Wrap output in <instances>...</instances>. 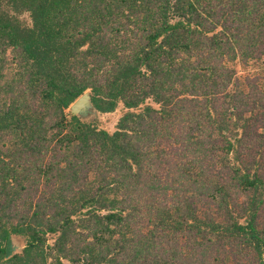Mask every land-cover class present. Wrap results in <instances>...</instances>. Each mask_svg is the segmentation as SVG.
Returning <instances> with one entry per match:
<instances>
[{
	"label": "trees",
	"instance_id": "obj_1",
	"mask_svg": "<svg viewBox=\"0 0 264 264\" xmlns=\"http://www.w3.org/2000/svg\"><path fill=\"white\" fill-rule=\"evenodd\" d=\"M237 62L264 69V0H0V264H264ZM85 90L114 130L66 110Z\"/></svg>",
	"mask_w": 264,
	"mask_h": 264
},
{
	"label": "rangeland",
	"instance_id": "obj_2",
	"mask_svg": "<svg viewBox=\"0 0 264 264\" xmlns=\"http://www.w3.org/2000/svg\"><path fill=\"white\" fill-rule=\"evenodd\" d=\"M23 17L26 18L27 21L30 20L26 13L23 14ZM234 66L237 69L236 74L239 76H242L244 74L252 75L254 73H258L259 75L264 74V69H260V67L255 64L242 66L239 62H237ZM145 103H151L156 106L151 98H147L145 100ZM66 110L69 111V108H67ZM123 110L124 107L122 106V102H119L117 107L113 111L101 112L99 110H90L88 112H85V114L80 117H82V119L84 120L95 123L98 127L112 131L115 129L117 119L122 114ZM48 237V240L51 242L53 239V235L49 234ZM12 243L15 245L14 252L20 251L24 245L23 236L12 233Z\"/></svg>",
	"mask_w": 264,
	"mask_h": 264
},
{
	"label": "water",
	"instance_id": "obj_3",
	"mask_svg": "<svg viewBox=\"0 0 264 264\" xmlns=\"http://www.w3.org/2000/svg\"><path fill=\"white\" fill-rule=\"evenodd\" d=\"M68 108L72 114H77L78 116H82L85 114V112L90 110H97L90 100L89 90H85L83 93H81L76 99L72 101ZM14 250L15 245L12 243V233L8 232L5 244V257H9L11 254H13Z\"/></svg>",
	"mask_w": 264,
	"mask_h": 264
}]
</instances>
